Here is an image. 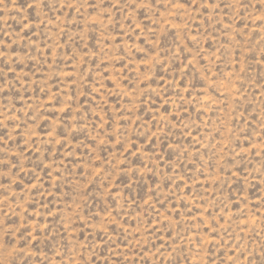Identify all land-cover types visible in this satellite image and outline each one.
I'll list each match as a JSON object with an SVG mask.
<instances>
[{
    "label": "rangeland",
    "instance_id": "374dc122",
    "mask_svg": "<svg viewBox=\"0 0 264 264\" xmlns=\"http://www.w3.org/2000/svg\"><path fill=\"white\" fill-rule=\"evenodd\" d=\"M0 264H264V0H0Z\"/></svg>",
    "mask_w": 264,
    "mask_h": 264
}]
</instances>
